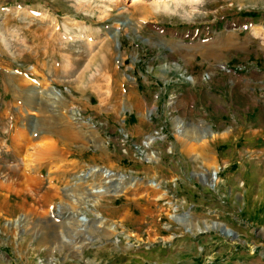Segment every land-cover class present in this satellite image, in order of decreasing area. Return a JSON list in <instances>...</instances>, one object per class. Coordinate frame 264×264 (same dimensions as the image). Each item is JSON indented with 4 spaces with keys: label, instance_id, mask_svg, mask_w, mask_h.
Returning a JSON list of instances; mask_svg holds the SVG:
<instances>
[{
    "label": "rangeland",
    "instance_id": "374dc122",
    "mask_svg": "<svg viewBox=\"0 0 264 264\" xmlns=\"http://www.w3.org/2000/svg\"><path fill=\"white\" fill-rule=\"evenodd\" d=\"M0 154V264H159L186 238L198 264H264V0H0ZM177 161L176 190L149 184ZM94 168L126 179L78 205Z\"/></svg>",
    "mask_w": 264,
    "mask_h": 264
},
{
    "label": "crops",
    "instance_id": "0c3cea01",
    "mask_svg": "<svg viewBox=\"0 0 264 264\" xmlns=\"http://www.w3.org/2000/svg\"><path fill=\"white\" fill-rule=\"evenodd\" d=\"M196 86L198 85V84H195ZM201 85V84H200ZM193 115H195V113H193V112H191V111H187V110H185V112H184V114L183 115H181V118L182 119H184V120H186V119H190V120H193L194 121V117H193ZM181 120V119H180ZM155 121V120H154ZM182 121V120H181ZM195 123V122H194ZM196 127V130L198 131V128H197V126H195ZM53 145H54V143H52ZM54 147H57L56 146V144L54 145ZM51 148L52 150L51 151H47V154L45 155V156H43L44 158H42V156H41V158H39V156H38V153H37V150L34 152V151H32L31 153H28L29 155L31 154L32 156L34 155V153L35 154H37V156L35 157V158H38V159H40V160H38V159H36L37 160V164L39 165V162H42L43 160H46V159H51V158H56V155H55V151H56V149L55 148ZM47 150V149H46ZM50 150V149H49ZM43 152H46V151H43ZM28 155V156H29ZM29 156L30 158H28V156L26 157L27 158V160L29 159V160H35L32 156ZM42 159V160H41ZM29 163V162H28ZM30 164H32V169L34 170V171H36L34 168H35V166H33V164H35V162H33V163H30ZM176 165L175 166H172L171 168H167V167H163V166H161V167H159V168H157L156 170H154V171H151V170H148L147 172H146V179L147 180H154L153 182H158L159 184V186H160V188H163L164 189V191H170V190H176V189H173V188H171V186H170V184H169V181H181V176H184V175H186V174H188L189 173V171H188V169L187 168H185L184 166H178V165H181V163L179 162V161H177V163H175ZM49 165V163L47 164V166ZM31 169V168H30ZM29 169V171H31ZM44 169V168H43ZM24 171V170H23ZM43 171L44 170H42V171H39L38 170V174L37 173H34V174H36V175H40L41 177H42V175H43ZM26 172V171H25ZM67 173H68V171H65L64 169H62L61 170V172H57V173H55V174H53V175H49V177L51 178V177H54L55 178V180L54 181H51V180H49L48 181V185L47 186H49V184H51V185H54V182H57V180L59 179V178H64V177H66L67 176ZM135 172H133L132 174H134ZM156 176H158V178L156 179ZM155 177V178H154ZM25 178V179H24ZM23 178V180H22V183H24L23 181L24 180H28L29 181V183H31L30 181H31V179L33 180V178H30L29 179V177H27L28 179H26V177H24ZM34 181V180H33ZM38 181V180H37ZM25 185H26V187H23V186H21V191H23V189L24 188H26L27 189V187H28V189L26 190V191H29V189L32 187V185H33V183H31L29 186H27L28 185V182H26V183H24ZM56 187H57V185H55ZM187 187H189V186H187ZM57 189V188H56ZM55 188H51V190H50V192H52L53 194V196L54 195H56V193L55 192H53V191H55L56 190ZM144 190V189H143ZM31 191V190H30ZM149 192H147V195L149 196V194H148ZM182 197V196H181ZM154 200L156 199V196L154 195L153 197H152ZM183 198V197H182ZM156 201V200H155ZM154 201V202H155ZM104 213H106V212H104ZM103 213V214H104ZM108 215H109V213H108ZM111 218H112V221H114V222H118L119 221V217H114V215L113 214H111ZM162 239H164L165 238V236H162L161 237ZM167 246H169V247H172V248H174L175 249V252H174V256H175V258L174 259H172V260H166V258H164L161 262H159V264H198L197 262L199 261L198 259H197V256H195L196 254V252H195V243H193L190 239H188V238H186L185 240H183V241H180V242H178V243H170V242H168V241H166V242H162V244H160L159 246H158V248H164V247H167ZM70 250V249H69ZM160 250V249H159ZM157 253V250H155V252H154V255ZM148 255H150V257L151 256H153L154 257V255L153 254H150V253H147L145 256L147 257ZM184 256H186V257H188V258H186V259H184V260H178L179 258H184ZM150 259H152V258H150ZM175 259H177V260H175ZM175 260V261H174Z\"/></svg>",
    "mask_w": 264,
    "mask_h": 264
},
{
    "label": "bare ground",
    "instance_id": "6f19581e",
    "mask_svg": "<svg viewBox=\"0 0 264 264\" xmlns=\"http://www.w3.org/2000/svg\"><path fill=\"white\" fill-rule=\"evenodd\" d=\"M117 1V0H116ZM118 1H120V0H118ZM125 1V0H124ZM53 95H55V96H57V92H54L53 93ZM58 97V96H57ZM74 116V118L76 119V115H75V113H74V111H73V113H72V117ZM73 118V119H74ZM180 123H178V128L180 129ZM44 136V135H43ZM153 139L154 138H150L149 140H147L148 141V143H151V141H153ZM35 142H37L36 140H35ZM39 142V141H38ZM40 144V143H39ZM42 144V143H41ZM31 145V144H30ZM34 145H36V143L34 144ZM43 146H37L38 148H34L32 145V147L31 148H34V149H32L34 152L37 150V153H38V156H39V158H41V156H42V158H44L43 156H45L46 154H47V151H51L52 149L51 148H53L54 147V145L52 144V142H51V144L49 143L48 145H45V144H42ZM66 145V144H65ZM21 146H19L18 147V149L20 148ZM23 148V147H22ZM55 148V147H54ZM47 149V150H46ZM50 149V150H49ZM25 150V149H24ZM43 151H46V152H43ZM32 154V153H31ZM30 154V155H31ZM1 155V154H0ZM27 156L29 155V154H26ZM29 155V156H30ZM26 156V157H27ZM28 156V158H30ZM32 156V155H31ZM37 156V154H35L34 153V155L32 156L35 160H26L27 162H29V164L30 163H33V162H35V164H37L38 162H37V160L36 159H38V158H35V157ZM26 157H25V159H26ZM24 159V160H25ZM31 159V158H30ZM38 160H40V159H38ZM42 160V159H41ZM148 160V159H147ZM37 162V163H36ZM40 163V162H39ZM35 164H33V166H35ZM29 167V166H28ZM33 167H31V169L30 170H33L32 169ZM7 169H9V168H7ZM95 169V170H94ZM93 169V171H91L89 174L91 175V174H95L94 172H96L97 173V171H100V170H96V168H94ZM216 169H218V168H216ZM10 170H12V169H10ZM17 171V170H16ZM15 171V172H16ZM26 171V170H25ZM25 171H23V172H25ZM28 171V170H27ZM15 172H14V175H15ZM11 173V175H13L12 174V172H10ZM101 173V172H100ZM104 173V174H103ZM102 173V175L104 176V180H103V183L102 184H99V185H97V186H94V187H91L90 189H89V193L87 194L88 195V197H87V199H85V197H83V196H80V195H78L77 193H75L76 191L74 190V192H73V194H71V191H73V189H70L69 190V193H68V195H72V197H71V199L73 198L74 199V202L76 203V204H81V205H84V204H86L88 201H89V199H91V200H93V204L95 205L97 202H98V200L100 199V197L102 196V195H104V194H106L107 192H111V191H113L112 193H116V192H119V190H121V183L123 182V181H125V179L126 178H124V177H120L119 175H116V174H113L112 172H107V171H105V172H103ZM88 174V175H89ZM17 175L18 176H20L19 175V173H17ZM24 175V174H23ZM89 175V176H90ZM218 171L217 170H214V172H212L211 173V177L208 179L209 181L207 182V184H208V186L209 187H211V188H213L215 185H216V183L218 182ZM32 177V176H31ZM207 177V176H206ZM25 179V178H24ZM26 179H28L27 177H26ZM29 179H30V177H29ZM118 180V182H115V180ZM31 181H32V179H31ZM30 181V182H31ZM24 183H26V182H28V185L27 186H29L31 183H29V181L28 180H24L23 181ZM37 182V181H36ZM23 183V184H24ZM132 183H134V180L132 181ZM152 185L154 184V183H151ZM107 185V186H106ZM109 185V186H108ZM130 185H132L131 183H130ZM23 186V185H22ZM35 186H37V185H35ZM27 189H28V187H27ZM80 194H82V193H80ZM77 196V197H76ZM70 197V196H69ZM85 200V201H84ZM92 202V201H91ZM71 210V209H70ZM69 210V211H70ZM73 211V210H72ZM77 212H79V211H77ZM76 212V213H77ZM71 213V212H70ZM69 213V214H70ZM66 215V216H64V217H62V219H65V218H67V223L66 224H68V225H71L72 226V224H74V225H77L78 226V229L80 230V231H82L84 228H90L89 226H90V221H89V219H87V217L86 216H82V218H75V213H71V215ZM58 215V214H57ZM77 216V215H76ZM80 217V216H79ZM172 220H174V221H176L177 223H179L180 225H183V226H185V224H184V220H182V219H180V218H175V216H171L170 217ZM61 219V220H62ZM96 225L100 228V227H104V224H105V222H104V220L101 218V217H99V215H97L96 216ZM216 227H218V228H220L221 226L220 225H216ZM106 228V227H105ZM109 230H110V232L112 231V232H116V226H114V225H111L110 227H107ZM185 229H186V226H185ZM186 230H189L190 231V229L189 228H187ZM200 230V229H199ZM222 230L225 232V235H227V236H233V235H229V233H230V231H228V229H225V228H222ZM84 231V230H83ZM188 231V232H189ZM202 231V230H201ZM78 241V240H77ZM77 241H76V243H75V245H76V247H82V245L84 244V241L83 242H80L81 244H79V243H77ZM83 243V244H82ZM80 249V248H79Z\"/></svg>",
    "mask_w": 264,
    "mask_h": 264
},
{
    "label": "water",
    "instance_id": "95a60500",
    "mask_svg": "<svg viewBox=\"0 0 264 264\" xmlns=\"http://www.w3.org/2000/svg\"><path fill=\"white\" fill-rule=\"evenodd\" d=\"M105 171H107V169H104V168H101L100 169V172L101 173H103V172H105ZM89 172V171H88ZM88 172H86V174L88 175ZM104 174V173H103ZM121 174V173H120ZM121 175H123V174H121ZM126 177L128 176V175H125ZM128 178V177H127ZM132 181H133V177H130V182L132 183ZM149 182V184L150 183H152L153 181H148ZM80 218H82V217H80Z\"/></svg>",
    "mask_w": 264,
    "mask_h": 264
},
{
    "label": "built area",
    "instance_id": "2783aa9c",
    "mask_svg": "<svg viewBox=\"0 0 264 264\" xmlns=\"http://www.w3.org/2000/svg\"><path fill=\"white\" fill-rule=\"evenodd\" d=\"M186 79H187L188 81H190L189 78H186ZM121 238L125 239L124 236H122ZM127 239H129V238H127ZM116 240L118 241V238H116Z\"/></svg>",
    "mask_w": 264,
    "mask_h": 264
}]
</instances>
